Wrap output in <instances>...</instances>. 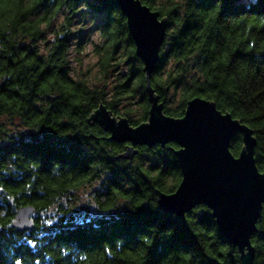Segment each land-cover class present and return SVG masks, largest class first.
<instances>
[{
	"label": "trees",
	"instance_id": "16d2710c",
	"mask_svg": "<svg viewBox=\"0 0 264 264\" xmlns=\"http://www.w3.org/2000/svg\"><path fill=\"white\" fill-rule=\"evenodd\" d=\"M141 1L167 19L150 78L163 112L181 117L189 99L213 101L252 130L264 174V0ZM81 8L104 15L92 82L70 67L72 49L84 45L72 43ZM134 48L116 0H0V141L11 140L0 146V264H241L207 206H194L185 223L160 209L156 191L170 193L181 180L176 143L140 146L132 161L109 165L123 144L82 138L101 103L132 126L147 120ZM124 53L128 68L114 73ZM242 146L236 134L232 154ZM97 175L104 181L91 190L95 213H73L70 201ZM23 204L37 214L34 228L18 232L13 215ZM256 228L254 264H264V205Z\"/></svg>",
	"mask_w": 264,
	"mask_h": 264
},
{
	"label": "water",
	"instance_id": "95a60500",
	"mask_svg": "<svg viewBox=\"0 0 264 264\" xmlns=\"http://www.w3.org/2000/svg\"><path fill=\"white\" fill-rule=\"evenodd\" d=\"M116 2L126 18L135 54L143 63L150 102L148 117L132 126L126 117L113 116L101 103L88 120L98 122L110 132L109 139L131 143L117 158L132 159L138 151L136 145L176 143L173 154L181 180L170 193L156 191L160 209L175 214L185 223V214L194 206H207L218 231L229 244L237 247L241 264H254L251 235L257 229L264 205V174L254 158L256 139L252 130L229 112L220 111L213 101L199 96L186 102L181 117L166 115L150 78L166 36L167 19L141 0ZM236 134H241L243 144L237 156L230 150ZM34 211L32 205L21 206L12 226L18 232L34 228L30 218Z\"/></svg>",
	"mask_w": 264,
	"mask_h": 264
},
{
	"label": "rangeland",
	"instance_id": "374dc122",
	"mask_svg": "<svg viewBox=\"0 0 264 264\" xmlns=\"http://www.w3.org/2000/svg\"><path fill=\"white\" fill-rule=\"evenodd\" d=\"M104 20V15H99L91 12L87 8H81L78 14L75 17L74 24L72 27V31L74 35L72 36V43L75 44L77 38H81L84 42L83 48L81 51H77L76 49H72L70 53V67L72 71V75L74 77L77 76H88L91 79V82L94 81L93 77L96 76V73L99 68L98 64V52L97 46H103L102 35L100 34V27L102 21ZM60 21V16L54 22V25L48 28L46 31V36L49 39L52 36L51 29L54 28L55 24ZM121 53V51H120ZM126 54L121 56L122 63H119L121 59H118L117 69L115 72L122 73L127 70L128 65L124 63L126 61ZM113 79L110 78V83H112ZM109 88V87H108ZM86 192H90V189H84L79 192L76 200L70 201V207L77 213L83 205V194ZM50 212L47 214L49 215Z\"/></svg>",
	"mask_w": 264,
	"mask_h": 264
},
{
	"label": "flooded vegetation",
	"instance_id": "af4514ba",
	"mask_svg": "<svg viewBox=\"0 0 264 264\" xmlns=\"http://www.w3.org/2000/svg\"><path fill=\"white\" fill-rule=\"evenodd\" d=\"M91 114V113H90ZM90 114L86 117V119H85V121L87 122V124H88V126L90 127L89 128V132L88 133H86V134H82V138L84 139V140H86V139H89V138H92V139H95L96 141H97V139H99V138H103L104 140H106L107 142H115V143H118V144H123V149L118 153V154H120V153H122V152H124V150L126 149V147L128 146V145H131V143L129 142V141H124V142H117V141H114V140H111V139H109V137H110V132H108V131H106V130H104L103 129V127L98 123V122H96V121H93V120H88L89 119V116H90ZM111 114H112V112H111ZM113 116H115V117H119V116H116L115 114H112ZM121 116V115H120ZM99 129H101V131L103 132V134H100V133H98L99 132ZM17 130H15L14 132H16ZM34 133L33 132H28V133H26V132H22V134L21 135H23V137H24V139L25 140H28V141H33V140H35L36 142H40V141H43V140H41V139H39V138H37V136H35V137H33L34 135H33ZM32 137V138H31ZM34 141V142H35ZM11 145V140H7V142L6 143H4L2 140L0 141V146H3V148H5V147H9ZM140 146H144V145H136L135 146V148L137 149V147L139 148ZM138 150V149H137ZM138 152V151H137ZM135 156V155H134ZM116 156H114L112 159H109V165H110V163H112L113 161H115L116 159H119V160H122V161H126V162H130V161H132L133 159H134V157L132 158V159H123V158H115ZM104 180L103 179H101L100 177H99V175H97L96 177H94L92 180H90L89 182L91 183L92 182V184L89 186V184L90 183H88V188L90 189V192L88 193V192H86V193H84L83 194V205L81 206V208H80V210H78L77 211V214L79 215V216H82V215H84V216H86V215H90V214H94L95 213V210H94V205H93V203H92V197H91V190H92V188L93 187H98V185H99V182H103ZM87 188V189H88ZM10 198H8L7 200H8V203H9V206L10 207H13L14 206V200L13 199H11V200H9ZM76 200V199H75ZM71 201H73V200H71ZM24 205H27V204H23V205H20V206H18V207H16L15 208V211H14V215H13V218H14V216H15V214H16V212H17V210L19 209V207H21V206H24ZM70 213H72V212H70ZM73 213H75V212H73ZM37 214V210L36 211H34L31 215H30V218L32 219H35L34 218V216ZM41 214H42V212H41ZM69 213H67L66 215H68ZM43 215V214H42Z\"/></svg>",
	"mask_w": 264,
	"mask_h": 264
}]
</instances>
